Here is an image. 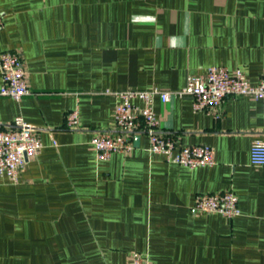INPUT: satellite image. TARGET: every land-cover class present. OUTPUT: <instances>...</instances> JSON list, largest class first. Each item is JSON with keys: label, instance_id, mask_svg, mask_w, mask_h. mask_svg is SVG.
Masks as SVG:
<instances>
[{"label": "crops", "instance_id": "1", "mask_svg": "<svg viewBox=\"0 0 264 264\" xmlns=\"http://www.w3.org/2000/svg\"><path fill=\"white\" fill-rule=\"evenodd\" d=\"M0 11V54L23 56L35 94L0 96V130L21 117L43 144L19 183L0 177V264H127L135 252L150 264H264V167L250 163L264 100L230 98L222 119L190 99L155 101L160 132L213 147V166L169 163L145 132L108 160L92 144L120 133L105 90H178L213 66L258 84L264 0H0ZM225 191L240 216L195 210L197 195Z\"/></svg>", "mask_w": 264, "mask_h": 264}, {"label": "built area", "instance_id": "2", "mask_svg": "<svg viewBox=\"0 0 264 264\" xmlns=\"http://www.w3.org/2000/svg\"><path fill=\"white\" fill-rule=\"evenodd\" d=\"M3 26L0 11V30ZM0 72L1 97L21 100L35 95L29 86L28 71L21 54L10 50L1 53ZM103 94L111 95L118 101L114 108V118L120 133H100L95 136L92 144L98 160H108L117 153H129L133 149V140L129 136L145 132L149 137L151 153L165 156L169 163L194 169L215 165V149L208 145H179L174 137L161 133L160 121L154 111L155 101L159 99L168 103L172 99H190L196 112H208L216 119H222L224 104L230 98L264 100V76L254 85L242 70L230 72L225 67L213 66L202 75L188 76L184 87L178 90H105ZM135 99L142 101L143 106L135 105ZM66 121L68 128H77L80 124L79 110L68 113ZM42 148V141L35 128L18 117L10 128L0 130V177L11 183H19L21 172L28 161L36 158ZM250 163L255 167H264L263 140L256 139L252 143ZM195 210L207 214L218 213L229 220L241 215L239 199L233 191L197 195ZM127 264L150 263L147 257L135 252Z\"/></svg>", "mask_w": 264, "mask_h": 264}, {"label": "water", "instance_id": "3", "mask_svg": "<svg viewBox=\"0 0 264 264\" xmlns=\"http://www.w3.org/2000/svg\"><path fill=\"white\" fill-rule=\"evenodd\" d=\"M135 144H139V137L135 138Z\"/></svg>", "mask_w": 264, "mask_h": 264}]
</instances>
